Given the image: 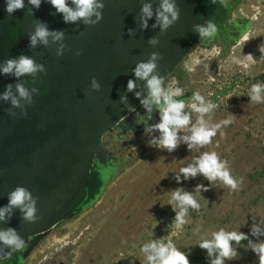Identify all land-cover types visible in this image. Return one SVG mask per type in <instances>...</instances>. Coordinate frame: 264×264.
<instances>
[{
    "label": "rangeland",
    "instance_id": "1",
    "mask_svg": "<svg viewBox=\"0 0 264 264\" xmlns=\"http://www.w3.org/2000/svg\"><path fill=\"white\" fill-rule=\"evenodd\" d=\"M236 19L248 22L237 41L221 55L214 46L193 49L182 62L186 72L177 84L185 92H199L217 103L218 107L205 117L210 126L228 115L233 123L222 126L212 142L202 148L189 150L181 141L171 152L150 144L160 136L157 130L129 135H117V128L110 131L104 137L110 142L107 149L122 164L107 175L101 196L76 217L54 227L22 264H146L140 247L164 238L172 239L190 264L192 257L206 253L197 244L221 228L248 232L254 243L264 241V237L251 236L254 224L264 225V103H251L248 98L253 84L264 83V48L259 51L264 45V0H243L232 12L230 23ZM248 54L255 60L248 61L244 57ZM194 59L200 62L190 72ZM197 116L192 113L193 122ZM159 120L158 112L148 128ZM186 134L182 130L178 136ZM203 152H216L227 161L231 175L242 181L238 190L219 180L209 182L201 175L187 180L181 175L177 182L179 169ZM91 168L101 170V164L94 162ZM197 185L208 190L202 188L197 194ZM176 189L196 195L200 204L198 211L189 210L181 230L175 228L176 213L167 204ZM234 247L237 257L225 260V264H260L248 242ZM204 263L211 264V258Z\"/></svg>",
    "mask_w": 264,
    "mask_h": 264
},
{
    "label": "water",
    "instance_id": "2",
    "mask_svg": "<svg viewBox=\"0 0 264 264\" xmlns=\"http://www.w3.org/2000/svg\"><path fill=\"white\" fill-rule=\"evenodd\" d=\"M103 2L102 20L95 27H86L80 22L63 23L61 15L47 3H41L33 16L26 15L27 2L24 10L8 16L4 0H0V63L25 55L46 68L34 85L30 77L21 78L26 87L39 90L34 103L26 107V116H20L19 110L16 117L9 116L5 111L9 105L0 103V207L7 205L8 194L17 186L37 198L35 223L24 222L15 210L10 221L0 224V228L16 229L24 239L23 247L31 238L41 240L70 219L88 168L95 160L100 162L105 153L102 137L141 106L144 97L137 99L135 93L146 95L144 82L137 81L132 92L126 90L128 80L135 79V65L157 52L162 57L157 70L165 80L189 54L197 37L196 0H177L179 19L163 35L152 27L154 17L146 30H140L141 0ZM156 7L158 2L153 0ZM36 21L64 32L70 50L57 58L55 46L30 49L28 36ZM152 37L159 39L155 48L147 43ZM93 77L101 86L98 92L90 89ZM16 83L11 77L0 76V92L9 84L15 91ZM122 96L126 104L121 103ZM17 250L5 249L0 261Z\"/></svg>",
    "mask_w": 264,
    "mask_h": 264
},
{
    "label": "clouds",
    "instance_id": "3",
    "mask_svg": "<svg viewBox=\"0 0 264 264\" xmlns=\"http://www.w3.org/2000/svg\"><path fill=\"white\" fill-rule=\"evenodd\" d=\"M27 2L30 7L26 15L33 16L35 11L39 10L41 3L49 4L56 14L61 15L65 24L83 23L86 27H95L103 18L104 9L103 0H4V12L8 16L14 15L18 11L25 9ZM158 7L153 8V0H141L139 12V27L141 31L148 28V21L155 18L152 27L159 29V35H163L178 19L180 8L177 0H157ZM194 31L198 33L200 39H211L217 34V27L214 23L206 22L205 25L194 27ZM131 35V30H129ZM247 38H245V42ZM150 47H157L159 44L158 37H152L148 40ZM41 46L45 49H51L55 46V55L57 58L63 56L65 51H69L65 43V34L62 31L50 30L45 22L36 21L33 25V31L28 36V47L36 49ZM264 48L262 45L259 51ZM79 55V53H75ZM248 61L255 59L251 54L244 55ZM162 59L159 53L152 52L146 61L138 62L133 69L135 79L127 82L126 90L132 92L137 87V81L144 82V92L137 91L135 96L140 99L141 106L147 113V119H151L154 109L159 111V123L146 131L157 130L160 133L158 138L150 141L151 145L173 151L178 142L187 144L189 150L194 148H202L212 142V138L222 126H228L233 123L232 116L209 125L205 117L212 113L217 107V103L211 99H206L199 92L192 93L190 99L186 103L183 99H178L185 95L183 88L177 86V81L172 80L167 87L165 81L158 72L159 61ZM199 59L192 61L189 71H194L195 65L199 64ZM244 67H248L245 63ZM46 72L44 64L37 63L31 56L20 55L11 59H6L0 63V76L11 77L16 80L15 91L13 85L9 84L4 91L0 92V103H7L8 108L5 109L9 116L16 117L19 110L20 116H26V107L34 103V97L39 95V90L35 87H26V81L23 77H30L31 83L34 85L38 74ZM100 84L93 77L90 81V89L92 91H100ZM230 98V97H229ZM249 102L255 104L264 103V83H255L249 90ZM122 104H126V97L120 98ZM188 109V110H186ZM129 111L135 109L129 108ZM192 113L198 114L195 122L192 120ZM145 117H139L138 123H143ZM185 131L189 134L178 136V133ZM223 135V133H221ZM181 175L185 180L201 175L209 182L221 181L225 186L233 191L238 190L242 181L235 179L230 171L227 161L221 160L216 152H203L186 167L179 169L176 180L179 183ZM206 187L197 185L195 192L198 194ZM8 203L6 206L0 207V224L7 223L11 220L15 210H19L22 214L21 219L26 223H35L37 220V198L23 186H17L7 196ZM167 204L173 207L175 211L174 226L177 230H181L183 225L187 223L185 219L189 210H199L197 196L192 193L176 189L171 192ZM264 225L260 223L254 224L251 228V236L259 239L264 237ZM173 236L177 232L172 233ZM248 241L250 249L258 256L260 264H264V241L254 243L247 234L238 231H225L221 228L211 234L210 239H203L198 245L200 249L206 250V254L211 258V264H225V260H233L237 257V247L241 241ZM24 245V239L18 234L14 228H0V253L5 249L17 250ZM140 251L144 254L146 264H189L187 255L180 251L172 239H152L144 243L140 247Z\"/></svg>",
    "mask_w": 264,
    "mask_h": 264
},
{
    "label": "trees",
    "instance_id": "4",
    "mask_svg": "<svg viewBox=\"0 0 264 264\" xmlns=\"http://www.w3.org/2000/svg\"><path fill=\"white\" fill-rule=\"evenodd\" d=\"M242 1L243 0H196V6L198 9L196 26L198 27V25L203 22L205 24L206 22L214 23L218 29L217 35L223 42L228 43V35H231L233 30L238 31L236 36L238 37L239 35H242L248 27V22L245 20H239L232 25L229 23L232 12ZM236 41L237 38H235L232 43L226 44V47L229 45L231 46ZM223 53H225V51H223ZM107 161L99 162V164H101V170L98 168H88L85 174V183L82 190L72 205L73 211L76 214L82 213L97 202L105 188L107 175L113 172L112 170L115 168V165L119 164L120 166V164H122L116 159H107ZM96 163H98V161ZM118 168L113 175L118 171ZM244 234H247L250 239V234L248 232ZM247 242V240L241 241L239 246L244 245ZM24 258L23 251L20 249L10 253L7 258L0 261V264H21ZM208 259L210 258L204 253L200 256L192 257L190 259V264H206L204 262ZM201 261H203V263H200Z\"/></svg>",
    "mask_w": 264,
    "mask_h": 264
},
{
    "label": "flooded vegetation",
    "instance_id": "5",
    "mask_svg": "<svg viewBox=\"0 0 264 264\" xmlns=\"http://www.w3.org/2000/svg\"><path fill=\"white\" fill-rule=\"evenodd\" d=\"M237 21H239V20L236 19L235 22H237ZM235 22H233V23H230L229 22V23L232 25ZM237 32L238 31L233 30L231 32V35H228V40H227L228 43L223 42L222 39L217 34H216L215 37H213L211 39H207V38L200 39L198 33L195 32V35L197 37L194 40L192 46L190 47L189 54L195 48H212L213 46L219 48V51H218V54L219 55L225 54L227 52V50L233 45L232 44L231 46L229 45L228 47H226V44L232 43V41L235 38H238L240 36L239 35L238 37H236L237 36ZM223 51H225V53H223ZM183 60L175 68V70L172 72V74L170 76H168L164 80L165 81V87H167V85L172 80H176L177 81V84L181 80V76L186 72V67L184 65H182ZM191 95H192L191 93L185 92V95L183 97H179L178 99H183V100L186 101V99L189 98V97H191ZM158 112H159L158 110L154 109L153 112H152V114H151V119L149 120V119H147V113L145 112V109L142 106H140L135 112H133L132 115H130V117L127 119V121H124L123 124L122 123L119 124L121 126H117V129H116L117 135H123V134L129 135V134H131L133 132H139V131L142 132V131H144L152 123L154 116ZM139 117H145V121L143 123H138ZM107 134H109V133H107ZM107 134H105V135H107ZM105 135L102 137V143L109 144L110 143L109 141H105L104 140ZM107 146H103L104 147V150H105V153H104L103 156H101L100 162L107 161V159H114L112 157L111 152L107 149ZM95 162H97V160H95ZM77 215H79V214H76L73 211V208L71 207V217H70V219H72L73 217H76ZM39 241H41V240L36 241L35 238H31L30 239V243L27 246H25V247L22 248V251H23V254H24V257H25L24 260L22 261V263L25 262V260L31 254V252L37 247V245L39 244Z\"/></svg>",
    "mask_w": 264,
    "mask_h": 264
}]
</instances>
